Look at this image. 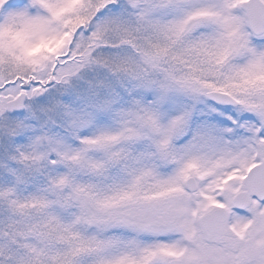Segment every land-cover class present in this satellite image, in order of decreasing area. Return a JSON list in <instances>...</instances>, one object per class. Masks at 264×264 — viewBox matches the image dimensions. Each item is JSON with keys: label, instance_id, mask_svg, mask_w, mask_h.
Masks as SVG:
<instances>
[{"label": "snow or ice", "instance_id": "snow-or-ice-1", "mask_svg": "<svg viewBox=\"0 0 264 264\" xmlns=\"http://www.w3.org/2000/svg\"><path fill=\"white\" fill-rule=\"evenodd\" d=\"M0 264H264V0H0Z\"/></svg>", "mask_w": 264, "mask_h": 264}]
</instances>
